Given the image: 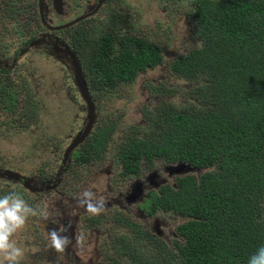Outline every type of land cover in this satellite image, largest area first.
I'll return each instance as SVG.
<instances>
[{
	"label": "trees",
	"instance_id": "1",
	"mask_svg": "<svg viewBox=\"0 0 264 264\" xmlns=\"http://www.w3.org/2000/svg\"><path fill=\"white\" fill-rule=\"evenodd\" d=\"M188 1L198 45L168 70L191 86L190 100L148 109L111 155L122 175L155 160L200 173L177 177L148 203L150 212L184 218L175 227L179 241L168 248L128 224L136 238L117 244L127 264H248L264 246V0ZM113 43L102 35L84 59L91 88L130 84L162 62L158 47L139 37H123L116 51ZM112 132V124L97 128L81 160L106 157Z\"/></svg>",
	"mask_w": 264,
	"mask_h": 264
},
{
	"label": "rangeland",
	"instance_id": "2",
	"mask_svg": "<svg viewBox=\"0 0 264 264\" xmlns=\"http://www.w3.org/2000/svg\"><path fill=\"white\" fill-rule=\"evenodd\" d=\"M37 1L0 0V42L3 39L1 37L4 27L10 18L16 22L22 18L19 25L21 28L26 25V29L22 28V31L18 25H9L12 32H19L20 37L13 36L18 41H24L35 34L48 33L35 17ZM59 2L60 14L56 15L52 13L47 0H41L46 19L52 25L64 24L84 15L96 4V0ZM5 3L10 5L9 9L5 10ZM190 8L188 0H103L100 11L86 18L85 23L82 21L72 27L77 26L75 29L67 28L53 33L72 50L76 49L74 56L93 103L94 121L87 138L97 128L107 124L113 126L110 141L104 149V161L99 163L100 159H87L91 163L88 167L74 169L72 159L63 167L60 164L63 150L81 133L86 122L85 104L70 63L63 57L61 50L47 45L30 46L18 56L16 65L23 66L24 73L15 71L13 74L17 75L24 87L20 82L11 83L15 79L13 77L9 82L8 91L15 96L12 98L16 105L19 102L25 105L21 111L14 110L11 113L0 108V169L17 172L33 188H44L45 185L57 183L61 168L68 177L59 179L65 190L68 188V180L73 179L69 178L73 170L77 173L72 180L75 186L69 182L71 186L68 190H73L70 193L68 190L62 193L58 187L51 192L27 191L20 184L0 178V196L9 194L11 190L15 191L38 211V215L29 217L25 227L11 238L23 251L18 264H81L86 262L88 257L93 264H116L106 243L104 244V239H132L131 230L120 225V221L127 218L132 219L140 230L146 231L162 240L168 248H172L170 245L176 238L174 229L184 218L162 211L150 212L147 204L144 205L145 192L141 197L130 198L132 203L129 201L127 205L125 198H129L128 195L136 182L150 183L147 179L149 175L152 179L147 189H152L154 185H172L174 179L181 175L197 177L200 172L191 168L179 169L176 168L178 164L159 160L149 169L142 167L137 178L130 177L124 182L116 181V168L112 166L110 155L126 129L144 124L145 112L148 109H152L161 101L182 106L190 100L191 86L173 76L168 70V64L173 58L198 45L193 36L192 20L188 17ZM107 10L108 15L105 18ZM104 34L113 35L115 51L120 48L123 37L133 35L144 39L158 47L162 62L138 74L130 84H117L112 88H91L92 85L85 75L84 59L86 55L91 54L95 39ZM20 43H10V47ZM12 51L13 49L9 50L8 54ZM99 88L103 91H97ZM87 138L78 148L79 151L89 145ZM110 168L113 174L104 176L105 170ZM84 190L93 192L96 197L107 202L101 214L91 215L78 204V198ZM148 210L154 215L148 216ZM61 212L71 219H77L78 225L84 221V217H102L101 225L91 227L93 232L90 234V244L87 243L85 234H81V239L78 237V252L75 253L80 257L78 261H75L71 247L60 254H56L51 248L48 233L53 229L61 233L66 232L63 230L64 226L57 223ZM116 220L119 221L115 222ZM142 246L147 245L143 243ZM64 253L71 256L65 257ZM83 253L86 256H83ZM119 262L127 264L123 260ZM0 264L8 262L0 256Z\"/></svg>",
	"mask_w": 264,
	"mask_h": 264
},
{
	"label": "flooded vegetation",
	"instance_id": "3",
	"mask_svg": "<svg viewBox=\"0 0 264 264\" xmlns=\"http://www.w3.org/2000/svg\"><path fill=\"white\" fill-rule=\"evenodd\" d=\"M49 6H50V9L52 11L53 14H60V10H59V0H47ZM102 2L103 0H101L99 6H97L98 4V0H96V4L95 6L93 7V9H91L89 12L85 13L84 15H80V16H77L73 19H71L70 21L64 23V24H56V25H52L49 20L46 19V16H45V13L43 11V8H42V3H41V0H40V8L39 9V2L37 1V7H36V19H37V22L39 23V25L45 29L48 33L46 34H40V35H33V36H30L28 37L26 40L24 41H18V39L16 38H13L14 35L20 37L19 35V32L18 33H14L11 31L9 25L10 24H13V25H18V27L20 26L19 25V21L22 19H20L19 21H14L12 20L11 18L7 21V24H6V27H4V32L2 34V41L0 42V45L3 43V45L0 46V108H3L5 110H7V112L11 113L13 112L14 110H17V111H21V109H24V105L25 104H21V102H19V104L16 105L15 103V100L14 98L12 97H15L13 96L11 93H9L8 91V88H9V82H11L12 78L15 77V79H13V81L11 83H14V82H20L23 87H24V84L18 80V78L16 77L17 75H14L13 73L16 71V72H21L22 74L24 73V67L23 66H19V65H16V62L18 60V56L21 55L28 47L30 46H33V45H47L49 47H53L54 49H59L62 51V54H63V57L67 60L68 63L69 62V58H68V55L66 54V49H68V51H70L73 55L75 54V50H72L69 46H67L66 44H64L59 38H57V36L53 35L54 32H59L61 30H64V29H67V28H71L70 30L72 29H75L76 27L72 28L73 26L77 25L78 23L84 21L86 18H89L90 16L98 13V11H100L101 7H102ZM9 4L8 3H5L4 4V7H5V10L6 9H9ZM24 12L22 13V16H23ZM108 15V10L106 12V15H105V18L107 17ZM90 20V19H88ZM85 23V21H84ZM83 23V25H84ZM22 28L26 29V25L22 26ZM22 28L20 26V30L22 31ZM17 42H21L19 45L15 46V47H10V43H17ZM36 47H40V46H36ZM42 48V50H47V48H44V47H40ZM13 51L10 53V55L8 54V51L9 50H12ZM71 65V64H70ZM81 74V73H80ZM91 99V98H90ZM92 101V100H91ZM88 134L84 137V139L78 143L66 156H64L65 154V150L67 149V147L71 144V142L75 139H72V141L66 146V148L63 150V153H62V156H61V167H63L64 165H66L67 162H70V160L72 159L73 163H74V169H76V167H88V166H91V163H89L87 161V159H92V161L95 159L94 157L92 156H88L86 157L84 160H81V158L79 157L82 150L79 151L78 148H80L82 146V144L84 143L85 139L87 138ZM77 137V136H76ZM105 158V157H104ZM104 158H99L100 162L99 163H102L104 160ZM110 158L112 160V166L113 168H116V173H115V176H116V181H125L127 180L128 178L130 177H135L137 178L139 176V172L141 170L142 167H145L147 169L151 168L153 166V163L156 162L153 161L152 165L150 167H147L145 164H141L140 166V169L138 170L137 173H132V174H129V175H125V174H121V165H119L118 163H116L114 161V158L112 155H110ZM96 162V163H97ZM11 172V173H14L16 174V179H12V178H7V176L4 175L5 172ZM109 173V176L113 174L111 168L108 169V171L105 170L104 172V176H107ZM59 176L60 178L59 179H65L67 176L63 173V170L60 168L59 170ZM77 175V173L73 170V172L71 173L70 177L69 178H73V179H69L68 180V188L67 190L70 188V184L69 182H72V185L75 186L74 184V178L75 176ZM188 175V174H186ZM182 176V175H181ZM0 178H4L6 180H9V181H13L15 182L16 184H20L21 187L27 191H36V192H40L42 190H45V191H55L56 187H58V189L62 192V193H66L67 190H65L63 187H62V182L59 181V179L57 180V183H52L50 186L49 185H45L44 188L43 186L42 187H37V188H33L26 180H24L20 174H18L17 172H14V171H11V170H7V169H0ZM68 178V177H67ZM148 181L151 183V175H149V177L147 178ZM176 179V178H175ZM175 179L173 181V184L175 182ZM60 182V183H59ZM59 183V184H58ZM150 183L148 184H145L143 182H136L132 189H131V194L128 195L129 198H125V203L127 205V203H132V200L130 198H134L135 196H139L141 197L143 195V192L144 193V197H145V206L147 204V208L149 209V201L152 197L153 194H157L160 187L162 186H165L164 185H158L157 187L154 185L153 187H151L152 189H147V187L150 186ZM172 185H167V186H170L172 187ZM19 186V185H17ZM47 187V188H46ZM16 188H19V187H16ZM43 188V189H42ZM20 189V188H19ZM33 189V190H32ZM21 190V189H20ZM11 191H9V193H11ZM15 192V191H14ZM68 192H73L72 188L71 190H68ZM64 197V196H63ZM140 200V199H139ZM130 201V202H129ZM158 211H161L159 209L155 210V212H158ZM164 213V212H163ZM170 214V213H168ZM59 215L61 216L60 219H58L57 223L64 226L63 230H65L66 232H62V234L64 235H67L69 237V239L72 241L71 244H69V246L67 247L70 248L71 247V253L73 255H75V253L77 254L78 250H77V247H76V241L78 239V237L80 236V239H81V234H85L86 235V241L88 244H90L91 242V232H93L91 230V227H95V226H98V225H101L102 223V217L100 216L98 219L96 217H84V221H82L80 223V225H78V222H77V219H71L69 217L66 216L65 213L61 212L59 213ZM148 216H151V215H154V214H151L148 210V213H147ZM126 217V216H125ZM103 218H105V216H103ZM81 219V218H80ZM119 220H116L115 222H118ZM120 225H124L125 228H129L128 224H133L134 226H137L138 228H140L137 224H135L132 219H125V220H121L120 221ZM132 234H135L134 230L130 229ZM175 231V229H174ZM175 242L179 241V238L178 236L176 235L175 233ZM125 238L127 240H130V241H133L136 236H134V238L132 237V239L128 238V237H117L116 239H104V244L106 243V246L108 248V251L110 253V255L114 258V262L116 264H121L119 261L120 260H123L124 263L127 262L123 256H121V251L118 249V242H121L122 239ZM160 240V239H158ZM162 241V240H160ZM94 244H96V240L94 239ZM174 242V243H175ZM173 243V244H174ZM173 244L170 245V247L172 246L173 247ZM66 249V250H67ZM56 254H58V252H56ZM60 254V253H59ZM65 254V253H64ZM65 257H69L71 256L70 254L66 253L64 255ZM83 256H86L85 253H83ZM75 261H78V258H80L79 256L75 255ZM81 264H93L92 260L90 257H88V260L84 263H81Z\"/></svg>",
	"mask_w": 264,
	"mask_h": 264
},
{
	"label": "clouds",
	"instance_id": "4",
	"mask_svg": "<svg viewBox=\"0 0 264 264\" xmlns=\"http://www.w3.org/2000/svg\"><path fill=\"white\" fill-rule=\"evenodd\" d=\"M106 201L98 198L91 191L84 190L78 198V204L85 208L91 215L101 214L106 207ZM38 211L31 207L24 198L11 192L0 196V256L8 264H18L19 258L23 256V251L12 242L13 235L25 227L29 217H35ZM51 248L58 253H63L72 241L67 235L58 230H51L48 233ZM248 264H264V246L249 257Z\"/></svg>",
	"mask_w": 264,
	"mask_h": 264
},
{
	"label": "water",
	"instance_id": "5",
	"mask_svg": "<svg viewBox=\"0 0 264 264\" xmlns=\"http://www.w3.org/2000/svg\"><path fill=\"white\" fill-rule=\"evenodd\" d=\"M38 4H39V9L40 8V0H38ZM101 0H98V4L97 6H99ZM66 49V54L68 55L69 58V62L71 64L72 70L74 72V76L77 79L78 82V88L79 91L82 95L84 104H85V108H86V122L84 125V128L82 129L81 133L75 137V139L71 142V144L67 147V149L65 150V154L64 156H66L78 143H80L84 137L89 133L91 126L93 124L94 121V115H93V103L90 99V96L88 94L87 88H86V83L82 77V75L80 74V70H79V66L77 64L76 58L75 56L68 51L67 48ZM176 168L179 169H183V170H189V166H187L186 164H178ZM5 176H7V178H12V179H16V174L11 173V172H5L4 173Z\"/></svg>",
	"mask_w": 264,
	"mask_h": 264
}]
</instances>
